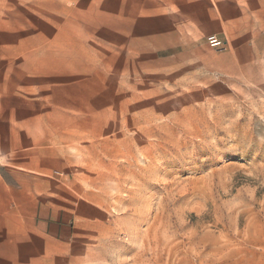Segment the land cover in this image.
Here are the masks:
<instances>
[{
    "label": "rangeland",
    "instance_id": "1",
    "mask_svg": "<svg viewBox=\"0 0 264 264\" xmlns=\"http://www.w3.org/2000/svg\"><path fill=\"white\" fill-rule=\"evenodd\" d=\"M114 8L113 0H0V54L11 67L43 86L53 80L57 98L74 104L89 97L68 84L100 78L107 120L138 135L137 161L117 173L115 233L100 264H264V37L242 46L209 35L207 71L174 43L151 56L146 45L115 52L83 42L113 35L118 15L127 23L129 13ZM97 71L106 75L88 76ZM102 255L91 251V264Z\"/></svg>",
    "mask_w": 264,
    "mask_h": 264
},
{
    "label": "crops",
    "instance_id": "2",
    "mask_svg": "<svg viewBox=\"0 0 264 264\" xmlns=\"http://www.w3.org/2000/svg\"><path fill=\"white\" fill-rule=\"evenodd\" d=\"M113 3L115 11L129 13L127 23L118 15L113 35L81 36L83 42L113 44L115 52L121 44L146 45L151 56L155 45L174 43L183 47L181 57L193 54L207 71L213 66L203 54L209 35L242 46L264 37V0ZM7 56L0 54V264H91L98 260L91 251H101L103 263L106 238L115 233L117 173L137 161L138 135L107 120L100 78L68 84L89 97L68 103L57 98L53 80L43 86L35 74L27 78L31 74L11 67Z\"/></svg>",
    "mask_w": 264,
    "mask_h": 264
},
{
    "label": "built area",
    "instance_id": "3",
    "mask_svg": "<svg viewBox=\"0 0 264 264\" xmlns=\"http://www.w3.org/2000/svg\"><path fill=\"white\" fill-rule=\"evenodd\" d=\"M221 41L217 40V39H213V45H220Z\"/></svg>",
    "mask_w": 264,
    "mask_h": 264
}]
</instances>
